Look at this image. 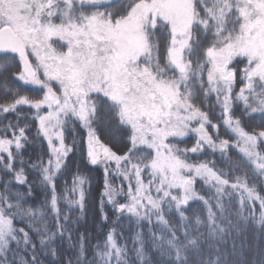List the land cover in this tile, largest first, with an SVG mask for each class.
<instances>
[{
	"label": "snow or ice",
	"instance_id": "obj_1",
	"mask_svg": "<svg viewBox=\"0 0 264 264\" xmlns=\"http://www.w3.org/2000/svg\"><path fill=\"white\" fill-rule=\"evenodd\" d=\"M0 69L38 90L5 87L0 103V264H151L148 243L169 264H264V246L247 259L233 236L264 233V0H0ZM106 127L119 138L102 140ZM216 153L229 172L202 159ZM89 166H102V220L111 206L117 220L149 225L131 253L115 227L91 258V234L73 241ZM36 188L45 195L34 209ZM194 200L206 217L193 223Z\"/></svg>",
	"mask_w": 264,
	"mask_h": 264
},
{
	"label": "trees",
	"instance_id": "obj_2",
	"mask_svg": "<svg viewBox=\"0 0 264 264\" xmlns=\"http://www.w3.org/2000/svg\"><path fill=\"white\" fill-rule=\"evenodd\" d=\"M13 71L14 69L10 70L6 74L0 75V103L6 102L7 99L5 94V87L20 88L21 94L35 95L38 92V90L34 86H25L22 85L21 82L15 81L12 76ZM2 72L3 69H0V73ZM215 115L218 116L219 112L217 111ZM237 115H239V111H237ZM253 117L254 118L252 119H247L246 121H244V123L247 125L249 130L253 128L259 130L257 128V125H259L261 122L260 116L257 113V114H253ZM219 132L221 139H228L229 136L231 135L230 130H228L224 126H221ZM108 138L118 139L119 138L118 131L115 128L106 127L104 129V136L102 137V140L106 142ZM192 142L193 141L190 140L187 145L181 144L180 147H185V146L190 147ZM228 155L232 158L233 161H240L243 159V156L238 149H230ZM202 159L214 160L216 162V166L218 169H221L225 172L230 171V166L228 162L225 159L221 158L219 153H216L214 155L209 154L206 157H202ZM75 164L77 166L80 165V161L78 157L75 161ZM89 168H91V171H88L87 169H83L84 175L90 181L91 184V194L87 202V214L82 219L76 220L77 216L79 215L78 210H72L69 213L71 220H76L75 224H72L70 221V227H72L73 229V241H75L78 233L84 232L91 234V238L88 241V256L89 258H91L92 245L96 244L97 242L103 244L106 233L109 231L110 228L115 227L117 233L121 234L118 236L119 242L121 244L126 243L129 249V253H131V250L133 248L132 240L137 231H142L145 241L149 240V225L147 222H141L138 228L134 218H129L126 214L120 216L119 220H117V215L112 210L111 206H108L105 209L108 215V220L107 221L102 220L101 213L99 210V191L101 189L102 167L89 166ZM232 174L238 175L239 173L233 172ZM29 179L30 181L37 180L38 179L37 174L35 172H30ZM59 183L62 185L63 180H60ZM195 187L200 195H203L205 197H210L212 195V192L210 191L208 186L204 185L202 181L198 180ZM44 195H45L44 192L40 188H36L34 195L29 198V204L34 209L37 208L39 205L43 203ZM61 207L64 208L63 205H61ZM186 214L189 215L190 217H193V223H194V214H198L202 219L206 217L205 207L200 200L191 201L189 206L186 208ZM229 218L235 220L234 216ZM172 219L178 222V217L176 216L175 213L172 214ZM243 227H245L246 229L244 232H242L239 236H236L235 234H233V236L235 238V242L237 245H240L241 242H243L246 245L242 250L238 248L237 251L238 252L242 251L244 258L251 259L254 254L255 248L257 246H264V233H261L259 227L255 225H247ZM153 230L159 233L160 226L153 224ZM204 230L205 229L203 228L201 229V231ZM32 238L38 244V237L36 236L35 233H33ZM232 240L233 237L228 238V242L226 244L227 251L232 250ZM57 244L59 245L62 254L67 250L69 255L73 256V258L75 257V251L70 250L68 248V243L66 241L63 244H60V242L57 241ZM146 251L151 259V264H169L167 260H165L163 257L160 256L159 252L154 251L152 249L150 243L146 245ZM41 259L44 260V264H48V261L51 258L42 256ZM133 264H135V261L133 262ZM145 264H148V261H145Z\"/></svg>",
	"mask_w": 264,
	"mask_h": 264
},
{
	"label": "rangeland",
	"instance_id": "obj_3",
	"mask_svg": "<svg viewBox=\"0 0 264 264\" xmlns=\"http://www.w3.org/2000/svg\"><path fill=\"white\" fill-rule=\"evenodd\" d=\"M99 167H102V166H99Z\"/></svg>",
	"mask_w": 264,
	"mask_h": 264
}]
</instances>
